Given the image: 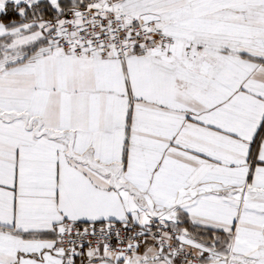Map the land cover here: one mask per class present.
<instances>
[{"label": "snow or ice", "instance_id": "snow-or-ice-1", "mask_svg": "<svg viewBox=\"0 0 264 264\" xmlns=\"http://www.w3.org/2000/svg\"><path fill=\"white\" fill-rule=\"evenodd\" d=\"M0 264H264V0H0Z\"/></svg>", "mask_w": 264, "mask_h": 264}]
</instances>
